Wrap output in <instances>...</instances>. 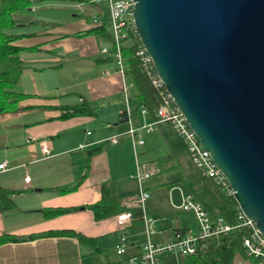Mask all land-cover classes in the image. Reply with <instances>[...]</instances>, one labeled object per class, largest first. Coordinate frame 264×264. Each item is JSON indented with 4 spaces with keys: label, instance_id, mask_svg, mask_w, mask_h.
<instances>
[{
    "label": "crops",
    "instance_id": "obj_1",
    "mask_svg": "<svg viewBox=\"0 0 264 264\" xmlns=\"http://www.w3.org/2000/svg\"><path fill=\"white\" fill-rule=\"evenodd\" d=\"M31 1L32 7L38 4L43 9L38 12V7H30L36 15L20 14L23 17L15 20L13 29L25 33L14 43L22 47L19 58L24 67L18 89L26 95L18 100L15 109L0 113V162L6 159L8 166L0 170V235L20 238L0 243V264H133L129 257L139 255L142 248V220L132 218L120 226L115 219L120 212L95 220L87 208L53 216L46 210L92 203L100 198L103 182L111 184L122 205L136 206L137 182L129 174L141 163H156V158L166 155L169 150L165 138L173 131L167 123L156 122L152 130L143 133L142 144H133L124 134L128 123L118 112L124 105L122 77L113 61L98 60L106 57L98 48L108 42L88 31L94 26L93 15L105 19L107 5L100 6L105 1L88 2L94 7L89 12L80 7L83 2ZM55 2L59 6L50 5ZM126 81L129 82L127 78ZM130 87L127 101L132 121H153L149 110L146 114L140 112V106L147 104ZM83 101L94 107V114L60 117L65 107ZM112 135H119L116 142L109 141ZM41 139L49 145L48 154L40 149ZM25 174L30 176L29 182L23 180ZM159 179H146L144 188L161 193L162 188L156 186ZM73 185L77 186L69 192L58 191ZM177 186L180 185L164 191L171 212L164 210L152 216L157 227L151 236L154 241L169 240L174 228L187 225L186 217L182 219L181 211L171 205L180 200ZM59 229H72L93 240L64 234L30 237ZM186 232H191L188 225ZM121 233L127 245L119 254L115 244ZM161 261L180 263L172 253L164 254ZM233 261L247 262L242 251L235 254Z\"/></svg>",
    "mask_w": 264,
    "mask_h": 264
},
{
    "label": "water",
    "instance_id": "obj_2",
    "mask_svg": "<svg viewBox=\"0 0 264 264\" xmlns=\"http://www.w3.org/2000/svg\"><path fill=\"white\" fill-rule=\"evenodd\" d=\"M156 73L264 234V0H133Z\"/></svg>",
    "mask_w": 264,
    "mask_h": 264
},
{
    "label": "built area",
    "instance_id": "obj_3",
    "mask_svg": "<svg viewBox=\"0 0 264 264\" xmlns=\"http://www.w3.org/2000/svg\"><path fill=\"white\" fill-rule=\"evenodd\" d=\"M101 1L107 3V15L105 19H107L111 40L110 44L100 46L98 52L103 56H112L115 70L122 77L124 105L118 112L120 117L128 123V128L124 134L131 139L133 144H142V134L144 132L152 130L156 122L167 123L171 130L182 140L187 149L189 158L199 169L201 175L209 177L226 195L233 196L234 191L229 182L214 163L209 151L202 147L198 136L189 126L180 108L165 89L162 80L156 73L149 54L142 46L139 39L135 46V55L138 57L141 70L157 92L156 104L153 109L155 118L153 121L137 124L132 121V111L127 101L128 88L131 86V83L127 82L125 78V63L121 53V47L126 40L133 41V39H136V36L138 38L132 16L133 0H90L92 3H99ZM79 4L80 3H75L74 5L79 6ZM105 19L95 14L91 19V23L96 26L101 24ZM105 73H108V70H106ZM140 112L146 114L148 110L142 105L140 106ZM118 138L119 135H112L109 137V141L116 142ZM39 146L42 153L48 154L50 152L49 145L45 139L39 141ZM79 147H83V144H80ZM7 168V160L3 159L0 162V170H6ZM157 172L158 166L156 163L143 162L129 174V177L137 182V195L135 201L142 208L141 219L144 225L141 252L137 256L129 257L131 263L163 264L161 257L164 254L172 253L181 256L195 253L198 249L205 247L207 239L218 238L222 234L236 229L239 231L244 230L241 239V251L247 262L238 261L235 264H264V234L255 226L254 221L243 213L239 206H237L236 211V222L230 223L222 216H212L190 192H186L180 186H177L180 200L178 203L171 202V205L177 209L191 211L196 222V228L193 232L173 235L169 240L154 241L151 236L157 230L153 226V219L149 218L143 212V203L149 196L143 183ZM23 180L29 182L30 176L25 174ZM115 219L118 225L121 226L130 223L132 215L129 211L125 210L116 214ZM126 245V236L124 233H121L118 242L115 244V251L119 254L123 253L126 249Z\"/></svg>",
    "mask_w": 264,
    "mask_h": 264
},
{
    "label": "trees",
    "instance_id": "obj_4",
    "mask_svg": "<svg viewBox=\"0 0 264 264\" xmlns=\"http://www.w3.org/2000/svg\"><path fill=\"white\" fill-rule=\"evenodd\" d=\"M48 1V0H46ZM49 1H69L88 3L90 0H49ZM32 5L31 0H0V113L16 108L17 102L26 94L18 89V80L24 67L19 58L21 46L14 41L25 33L13 31L16 25L13 17L14 13H26ZM88 31L95 32L110 44L111 34L108 29L107 19L101 24L93 26ZM131 43H124L121 53L125 63V76L131 83L134 95L140 98L141 102L147 104V110L153 113L156 104V89L153 88L147 76L140 68L138 57L135 55V46L138 43L137 36ZM99 61H112V56H106ZM95 109L89 103L83 101L65 107V111L60 115L62 118L74 115H92ZM154 116V115H153ZM155 118V117H154ZM169 152L166 155L156 158L158 172L151 177H159L156 186L169 188L172 185H180L186 192H190L202 206L212 216H222L230 223L236 222V211L238 203L231 195H226L220 187L209 177L201 175L199 169L188 156L187 149L182 140L174 132L170 137L165 138ZM100 146L92 149L93 152ZM77 185L61 187L59 192L65 193L76 188ZM87 208L92 211L95 220L110 216L117 212L129 211L132 218L141 221L142 208L140 205L126 207L121 204V200L111 184L103 182L100 188V198L92 203L70 207H54L46 210L47 215L53 216L68 211ZM182 210V209H181ZM187 225L174 228L173 235L185 234ZM244 230H232L222 234L218 238L207 239L205 247L189 255H181L179 264H235L233 259L236 253L241 252V239ZM48 234L76 235L80 240L92 241L76 233L72 229H59L48 231L34 236ZM6 234L0 235V243L9 240H19ZM114 264V263H107Z\"/></svg>",
    "mask_w": 264,
    "mask_h": 264
},
{
    "label": "rangeland",
    "instance_id": "obj_5",
    "mask_svg": "<svg viewBox=\"0 0 264 264\" xmlns=\"http://www.w3.org/2000/svg\"><path fill=\"white\" fill-rule=\"evenodd\" d=\"M50 5L53 6V7H56V6H59V2L51 3ZM106 5L107 4L105 2H102L100 6L106 7ZM37 7H38V4H36V7H32L31 6L32 10H35ZM39 7L37 9L38 12H40L39 10L43 9V8H39ZM80 7L82 8V10L84 12L92 11L93 8H94L93 5L89 4V3H85L83 5L81 4ZM46 10L47 9H45L44 11H46ZM30 11L31 10H29L26 13H14L13 17L16 20L18 18L23 17L21 15H28V16L29 15L30 16H35L36 15L35 12L32 13ZM78 11H79V9H78ZM78 11H76V12L78 13ZM39 25H40V23L38 22V26ZM35 26H36V24L32 25V27H35ZM13 29L14 30L16 29V25H15V27ZM145 135H146V133L144 134V136ZM161 188H162V192L159 193V194H155L153 188H152V190L150 192V188H148L146 191L148 192L149 196L143 203V212L149 218L153 219V226L156 229H157L156 222H155L156 219H154L152 216L158 215L159 213L164 212V210L165 211H169V212H171V210H172V208H171V206L169 204L168 198L166 197L167 195L164 193L165 187H161ZM157 202H159V204H162L163 207H161L159 204H156ZM145 209H147V210H145ZM179 210L181 211L182 219H184L186 217V219H184V222L187 223V225L189 226L190 231L193 232L195 230V228H196V222H195L193 213L191 211H186V210H181V209H179ZM147 211H148V213H147ZM151 214H153V215H151ZM172 255H174V256H176V257H178L180 259V255H177V254H172Z\"/></svg>",
    "mask_w": 264,
    "mask_h": 264
}]
</instances>
